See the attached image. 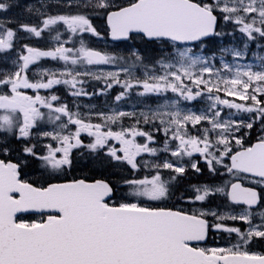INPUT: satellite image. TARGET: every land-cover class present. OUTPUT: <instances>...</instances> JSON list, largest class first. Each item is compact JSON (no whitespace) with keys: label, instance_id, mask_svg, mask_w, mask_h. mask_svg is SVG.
Here are the masks:
<instances>
[{"label":"snow or ice","instance_id":"obj_1","mask_svg":"<svg viewBox=\"0 0 264 264\" xmlns=\"http://www.w3.org/2000/svg\"><path fill=\"white\" fill-rule=\"evenodd\" d=\"M0 264H264V0H0Z\"/></svg>","mask_w":264,"mask_h":264}]
</instances>
